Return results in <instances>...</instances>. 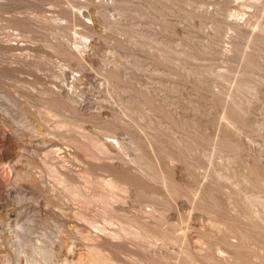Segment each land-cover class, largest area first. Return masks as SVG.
I'll use <instances>...</instances> for the list:
<instances>
[{
    "label": "rangeland",
    "instance_id": "rangeland-1",
    "mask_svg": "<svg viewBox=\"0 0 264 264\" xmlns=\"http://www.w3.org/2000/svg\"><path fill=\"white\" fill-rule=\"evenodd\" d=\"M0 264H264V0H0Z\"/></svg>",
    "mask_w": 264,
    "mask_h": 264
}]
</instances>
